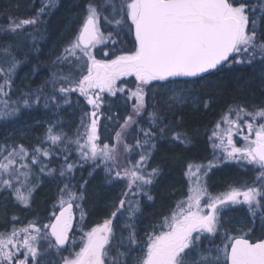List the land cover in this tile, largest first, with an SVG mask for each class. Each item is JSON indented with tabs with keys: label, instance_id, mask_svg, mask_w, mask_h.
<instances>
[{
	"label": "snow or ice",
	"instance_id": "obj_1",
	"mask_svg": "<svg viewBox=\"0 0 264 264\" xmlns=\"http://www.w3.org/2000/svg\"><path fill=\"white\" fill-rule=\"evenodd\" d=\"M55 7L57 0H41L35 17L13 19L8 14L7 25L0 26V79L3 80L0 83V96L10 99L12 81L25 62L17 57L15 51L21 46L18 41L20 34L28 25L43 23L40 17L45 10L50 12ZM84 12L79 35L64 49L65 54L56 58L57 64L68 61V71L65 73L60 69L54 72L51 80L35 89L26 86L29 90H21L18 99L11 105L7 100L0 101L3 105L0 120H7L18 116L22 108L39 106L42 100L45 109H60L63 105H70L71 94L78 92L95 109L90 114V123L85 132L80 133L78 129L77 138L73 140L62 129L54 131L60 124L57 120L55 124H49L45 142L57 148L62 144H75L80 159L93 162V171L103 165L107 183L122 181L124 184L116 209L102 224H97L84 234L79 251L70 252L72 258L61 256L59 264H264V238L251 242L245 238L248 232L231 237L222 249L205 247L203 243L210 241L221 228H227L224 217L236 205H246L253 222L259 216L264 226V122L255 128L253 123H247L249 136L244 137L247 143L243 148L234 145L231 127L226 133L227 144L231 146L230 150L225 149L226 159L236 161L241 167L245 163L253 166L257 170L253 184L232 188L216 197L210 196L202 183L211 170L212 165H209L197 178L198 186L190 190L188 199L176 203L170 215L163 217L158 225L148 226L150 231L144 232L142 247L138 241L137 214L140 206L138 199H133L141 194L149 201L154 199L149 191L162 173L158 166L148 170V161L157 148L155 141L165 136L169 128L166 121L177 115V109L189 102L195 105L199 101L198 87L211 83L212 77L237 64L254 67L258 63L264 71V29L258 26L256 5L250 0H100L98 4L88 0ZM105 12L112 15L111 21H108ZM260 15L264 16V3L260 6ZM101 17L109 23L114 21L117 26H126L134 33L133 51L109 61L95 59L90 48L105 39L98 27ZM128 21L131 23L128 24ZM4 36H10L12 40H3ZM26 38H30L35 47L37 37L28 33ZM111 38L112 33H109L107 39ZM77 51L87 58L83 67L72 65L69 61V56L76 57ZM127 76H134L138 81L135 91L130 93V98H135V104L133 113L127 116L121 131L116 133V143L124 153L139 149V160L131 167L120 166L121 150L97 143L99 132L96 117L101 105L100 93L116 96L117 92L123 91L122 87H117V81ZM48 85L51 86L50 92L45 91ZM208 104L209 101H204L205 108ZM148 108L152 109L147 113L149 127L139 129L142 139L133 137L134 144L125 143L123 134L133 129L134 125H139L140 118ZM240 113L253 120H264V108L248 112L243 106H238L237 119L228 123L239 128L237 120ZM251 135H254V139L249 138ZM171 140L185 147L191 143L186 133L174 132ZM60 150L68 153L67 147ZM55 154L35 147L29 157L23 145L0 146V192H11L16 201L25 207L30 205L32 194L39 186L38 183H29L32 165H39L41 175L59 176L68 181L60 189L59 215L53 212L54 222L44 226L50 231L41 235V229L30 224L20 230L13 227L7 234L0 233V264H29V257L36 261L40 255L41 240H46L47 247L54 248L58 253L68 250L63 246L75 244L69 237L73 220L72 202L76 201L79 205L83 200L84 184L88 181L80 185L79 191H74L70 183L76 165L68 162V155H63L64 164L58 172L55 168H49L42 159H51ZM29 158L31 163H28ZM188 171L192 172L191 165ZM196 171L200 172L201 166H197ZM206 195L207 200H204ZM120 219L127 222L117 234L113 220L119 223ZM21 233L24 234L23 238L17 239ZM21 246L24 249L23 259L18 256ZM113 249L115 256L110 255Z\"/></svg>",
	"mask_w": 264,
	"mask_h": 264
},
{
	"label": "trees",
	"instance_id": "obj_2",
	"mask_svg": "<svg viewBox=\"0 0 264 264\" xmlns=\"http://www.w3.org/2000/svg\"><path fill=\"white\" fill-rule=\"evenodd\" d=\"M86 1L57 0V7L50 12L46 9L40 17L43 23L25 27L18 38L21 46L15 50L17 57L25 62L21 64L12 81V88L9 92L10 99L9 97L0 96V101L7 100L11 105L18 99L21 90L28 91L29 87L35 89L38 86L45 85L47 81L51 80L52 74L60 69H63L65 73L68 71L70 66L68 61L57 64L56 58L64 55V49L71 44L72 38L69 37L68 28L71 24L78 23ZM250 2L257 7L258 26L264 29V16L260 15V6L264 3V0H250ZM40 7L41 0H0V26L7 25L8 14H11L13 19H30L37 15ZM106 26L102 25L101 28H103L104 33H112V38L108 46L104 45L101 49H110L108 57L110 60L115 59L121 53L128 54L133 51L135 46L133 32L129 31L126 26L116 27L112 24L108 25L107 28ZM28 33L37 37L35 47L32 45V40L26 38ZM2 39L12 40V37L4 36ZM116 40L119 44L120 41L124 40L123 51L120 50V47L112 46V43H116ZM25 53H27L26 57ZM79 58L81 59L78 54L76 57L69 56V61L72 65L78 64L82 67ZM0 83H3L2 79H0ZM126 85H129L130 89L136 88L134 82L127 81ZM117 87H122L123 91L117 92L116 96H111L107 92L100 93L101 105L97 111L96 119L98 120L99 132L97 143L101 146L108 144L110 147H115L117 144L116 133L121 131V125H123L127 116L133 113L135 102L133 97L130 98L129 89L123 87L122 82H119ZM45 91L50 92L51 86L48 85ZM197 91L199 101L193 107L184 105L182 108L177 109V115L166 121L169 128L166 130L165 136L155 141L157 148L148 161V170L150 171L153 167L158 166L162 169V173L149 191L154 199L149 201L142 194L137 198H133L134 200L138 199L140 206V212L137 214L139 242L145 240L144 232L150 231L149 225L160 223L162 218L172 211L176 193L180 191L181 185L183 186V183L187 182L186 171L189 169V165H198V160H193L192 157L200 159L204 157L202 162L205 160V162L210 163L212 156L208 153V146L204 138L201 137L202 132L221 120L228 110H237L238 106L250 109L249 105L264 103V71L261 70L258 63L254 67L237 64L231 69L225 68L218 76L211 78V83L198 87ZM71 100L70 105H63L60 109L54 107L45 109L42 100L39 106L31 109L22 108L16 117L0 120V146L7 148L23 145L28 150L29 157L35 147L56 153L51 159L48 157H42V159L48 164L49 168L57 169V172L64 164L63 155L67 154L68 162L76 165L70 187L74 186L73 190L79 191L80 185L85 180L88 181L87 184H84V198L81 201L82 209L85 211L82 221L85 222V226L96 225L101 220L108 218L111 211L116 209L121 198V192L124 190V184L122 181L107 183L103 165L93 171V162L91 160H81L75 144H62L60 148H68V153H64L60 148L51 146L50 142H45V133L49 124H55L57 120L60 121V124L56 126L54 131L62 129L67 137L73 140L77 138L78 129L80 133L85 132L86 126L90 123V114L95 109L78 92L71 94ZM204 101H209L207 108L204 107ZM2 109L3 105L0 104V110ZM150 111H152L151 108L145 110V114L140 118L139 125L133 126L135 131L129 129L123 134L125 143L134 144L133 137L142 139L139 135V129L149 127L147 113ZM81 118L84 121L83 125L81 124ZM174 132L186 133L190 137L191 143L185 147L179 142H173L171 137ZM81 143H83V140H81ZM125 155H127L126 164L131 167V164L139 160V149H134L131 153H125ZM28 163H31L30 158ZM223 169L210 175L211 188H221L227 184L230 187L235 184L251 185L255 177L251 170L239 168L237 165L234 167L226 166ZM90 172H92L91 176L89 175ZM29 183L33 185L38 183L39 186L33 192L28 207L18 203L11 192H0V203L4 201L6 203L2 207L0 205V233L7 234L13 227L18 229V223H21V220L27 216L31 219L29 224H32L33 220H36V224L37 222L45 225L50 223L53 212L56 213L60 206V189L68 181L61 179L59 176L53 178L41 175L39 165H32V179ZM64 199L67 200V196ZM72 203L75 210V201ZM230 214L227 218V226L234 227L236 226L233 223L235 215ZM250 224L248 229L245 230V232H248V236L245 238L255 241L264 237L257 221H251ZM124 233L127 234L126 231ZM232 234L239 236L241 233L235 230Z\"/></svg>",
	"mask_w": 264,
	"mask_h": 264
},
{
	"label": "rangeland",
	"instance_id": "obj_3",
	"mask_svg": "<svg viewBox=\"0 0 264 264\" xmlns=\"http://www.w3.org/2000/svg\"><path fill=\"white\" fill-rule=\"evenodd\" d=\"M87 2H88V0L86 1V3ZM92 2L98 4L100 2V0H92ZM104 15L108 16V21L112 20V15H109L107 12H105ZM84 18H85V12L82 11L81 16L79 17L78 23L75 25L71 24L72 26L71 25L69 26L68 33H69V37L72 38L71 42H73L76 39V37L79 35L80 29H81L82 24L84 22ZM119 18L120 17H117V19H119ZM108 21H106L103 17H101L99 24H98V27H99L100 33L102 34V36L105 39H103L102 42L95 44L94 47L90 48L91 54L95 57L96 60H99V61H109L110 60L108 58L109 54H110V49H106V48L101 49V48L104 45L108 46V43L111 39H107V37L109 36V33H104L103 28H101V27H102V25L108 26L110 24L117 27V25L114 21L111 23H109ZM130 23L131 22L128 21V24H130ZM107 26H106V28H107ZM123 43H124V40L120 41V44L116 40V43H114V44L112 43V46H115L116 48L120 47V50L123 51ZM115 47H114V49H116ZM77 54L81 57V59L79 58V62L81 64V66L83 67L84 62L87 60V58L83 57L79 51H77ZM119 55H124V54L121 53ZM88 63L90 64V61ZM84 74H87V73L85 72ZM127 81H130L132 83L134 82L135 86L138 84V81H136L134 76L121 77L117 81V84H119V82H122L123 87H125L126 89H129L130 93L135 91L136 88L130 89L131 87H129V85H126ZM133 100L135 102L134 97H133ZM185 105L193 107L194 104L192 102H189ZM249 107H250V109H246V110L248 112H253L256 109L264 108V103L257 104V105L252 104V105H249ZM236 119H237L236 109L228 110L226 113H224V116L222 117L221 120H219L217 123L211 125L208 129H206L204 132H202L201 137L204 138V140L208 146V153L212 156L213 160H212V158H210V163H208V162H205V160H204V162H202L204 157H202L201 159L196 158V157H192L193 160L194 159L198 160V165L194 164L192 166V172L191 173H189V171L187 169V171H186L187 172V176H186L187 182L183 183V186L181 185L180 191H178L176 193L177 195H175V203H173L174 206H173L172 211L174 210L176 203H178L179 201L188 199L189 195H191L190 190L194 189L198 186L197 185V178L201 176L203 170L205 168H208L209 165H212L211 170L207 173V176L204 177V180L202 181V183L206 187L207 194L210 196H213V197L219 196L221 194H225L228 191H230L232 188H242L245 185V184L243 185L241 183L242 185H239V184L236 185L235 184L236 186L233 185L230 187L227 184V185L222 186L221 188H215V187L211 188L212 187V181H209L210 175L217 173L219 170L222 171V169L223 168L225 169L226 166L234 167L237 165V167H239V168L251 170L253 172V174L256 175L257 170H255L253 168V166L246 165V163H245V166L241 167V164L237 163L236 161L226 159L227 153H226L225 149H228V150L231 149V146L227 144L226 133H227L228 128L231 127L232 128V140H233L234 145L236 147L243 148L247 143V141L244 139V137L249 136V132L247 130V123H253L254 128H255L256 126H258L259 123L264 122V120H262L260 118L253 120L251 117L245 116L243 113H240V119L237 120V123L240 124V127L236 128L234 125H231L230 123H228L229 121L236 120ZM217 125H219V127H217ZM214 133H215V135H214ZM249 138L254 139V135H251ZM115 147L118 148V150H121L120 166H127V164H126V161H127L126 156L127 155H125V153L122 151L120 146H118L116 144ZM187 149H190V148H187ZM194 154H196V153H194ZM197 166H201L200 172L196 171ZM252 184H253V182H252ZM256 186L259 187V184L257 183ZM204 200H207V195L205 196ZM204 200L201 201L202 204L204 203ZM1 203H0L1 207L6 205L5 201L1 202ZM82 207L83 206H82L81 201L79 202V205L75 201V210H74V219H73L74 231L72 233L73 239L71 240V241H75V244L69 245V251L63 255H59L54 248H48L47 247L48 242L46 240H41L39 242L40 255L37 257L36 261H33L31 259V257H29V264H59L61 256L72 258L70 255V252L73 250L79 251V247L81 246V238L84 236L85 233H87L93 227H95L97 225V224L96 225H88L87 227L85 226V222L82 221L83 219L81 218L82 215L85 214V211L82 209ZM171 212H168V213L165 212V213H167V215H165V216H169ZM230 213L235 215V220L233 222L236 225V226H234L235 228L230 227V226H227V228H221L220 231H218L215 236L211 237L210 241L205 240L203 242L205 247H216V248L222 249L224 245H226L230 242V238L235 236L234 234H232V232H234L235 230L240 231V233L245 232V230L248 229L249 225H251L250 222L251 221L253 222L250 214L247 211L246 205L233 206L226 213V215L224 217L226 219V222H227V218L231 215ZM118 216H119V213H118ZM105 219H107V218H105ZM105 219L101 220L99 224H102ZM30 220L31 219L28 216L25 219L21 220V223L19 222L17 225L19 227L17 230L28 227L30 225L29 224ZM255 221H257L259 223V229L264 235V226L261 225L259 216H257V219H255ZM91 222H92V220H91ZM126 222L127 221H125L124 219H120L119 223L116 220H113L114 231L117 234H119L120 230H121V226ZM236 223H238V224H236ZM32 224H35L36 227L41 229V235H43V233L48 230V229H45L44 223H38L37 222V224H36V220H33ZM23 235L24 234L21 233L17 239H22ZM124 236L126 237L127 234L124 233ZM139 244L142 247L144 244V241H142V242L140 241ZM121 251H123V249H121ZM23 252H24V249L21 246V256H20V254H18L20 259L24 258ZM110 255H113V256L116 255V252L114 249L110 252ZM106 264H107V262H106Z\"/></svg>",
	"mask_w": 264,
	"mask_h": 264
},
{
	"label": "flooded vegetation",
	"instance_id": "obj_4",
	"mask_svg": "<svg viewBox=\"0 0 264 264\" xmlns=\"http://www.w3.org/2000/svg\"><path fill=\"white\" fill-rule=\"evenodd\" d=\"M73 219H74V212H73ZM73 220H72V226H71V230H70V232H69V237H70V241H71V237L73 238V236H72V233H73V231H74V225H73ZM87 227V226H86ZM263 238V237H262ZM66 249H68L67 251H62V252H57L59 255H63V254H65V253H67L68 251H69V247H67ZM61 253H63V254H61ZM57 258V257H56Z\"/></svg>",
	"mask_w": 264,
	"mask_h": 264
},
{
	"label": "water",
	"instance_id": "obj_5",
	"mask_svg": "<svg viewBox=\"0 0 264 264\" xmlns=\"http://www.w3.org/2000/svg\"><path fill=\"white\" fill-rule=\"evenodd\" d=\"M65 207H66V205H65ZM60 210H61V208L57 211V213H56L57 216L59 215ZM72 210H73V205H72ZM52 222H54V218L52 219V221H51L50 223H52ZM48 231H50V230L48 229ZM53 239H54V238H53ZM257 242H259V241H257ZM66 246H67V245L63 246V248L65 249Z\"/></svg>",
	"mask_w": 264,
	"mask_h": 264
}]
</instances>
